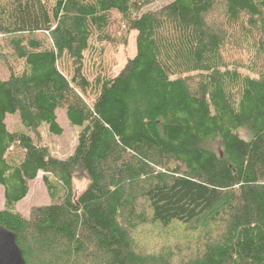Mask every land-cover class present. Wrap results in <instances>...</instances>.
Wrapping results in <instances>:
<instances>
[{
  "label": "trees",
  "instance_id": "16d2710c",
  "mask_svg": "<svg viewBox=\"0 0 264 264\" xmlns=\"http://www.w3.org/2000/svg\"><path fill=\"white\" fill-rule=\"evenodd\" d=\"M156 1L0 0V61L24 65L0 78V224L27 264H264V0ZM131 31L136 55L89 103L84 52ZM58 108L82 126L65 159L40 140ZM40 172L52 202L26 217ZM148 227L167 232L152 250Z\"/></svg>",
  "mask_w": 264,
  "mask_h": 264
},
{
  "label": "rangeland",
  "instance_id": "374dc122",
  "mask_svg": "<svg viewBox=\"0 0 264 264\" xmlns=\"http://www.w3.org/2000/svg\"><path fill=\"white\" fill-rule=\"evenodd\" d=\"M54 1V0H53ZM170 0L156 1L148 8H156L169 2ZM137 31H131L126 44H114L111 42H97L95 40L90 42V47L84 52V74L91 82L92 86L88 93L85 95L86 100L92 104L98 93L97 87H95V80L98 76L104 78H112L119 74L124 68L127 61L133 58L137 53L136 37ZM8 60L0 61V78L7 79L10 76L11 66L14 70H21L24 65L22 61L15 59L10 53ZM60 69L68 77L73 75V68L70 59L64 57L60 61ZM57 121L63 129L61 134L52 133L50 131V124L43 123L40 126V140L41 144L47 146L53 156L61 159H65L70 156L78 143L79 132L82 129L80 125H74L71 123L67 116L65 108L57 109ZM6 123L10 131H25L29 132V129L22 123L18 113H9L6 117ZM32 136L37 142V138L34 134ZM43 172H40L37 178L30 182V190L28 195L22 199L16 206L17 210L26 217L31 216L34 207L47 205L52 202L47 187L44 183ZM86 181L83 178H76L74 181V188L79 193L85 187ZM5 207L4 198V186L0 183V209ZM178 236H184L182 240L183 253L189 254L188 246L193 244L189 242V238L184 233H189L185 226L182 224H176L173 229ZM162 234L167 237V232L160 227L146 228L138 234V241L144 248L150 250L155 249L154 245L161 243L165 240L161 238ZM172 238V232H171ZM167 240H170L167 238ZM194 245V244H193Z\"/></svg>",
  "mask_w": 264,
  "mask_h": 264
},
{
  "label": "water",
  "instance_id": "95a60500",
  "mask_svg": "<svg viewBox=\"0 0 264 264\" xmlns=\"http://www.w3.org/2000/svg\"><path fill=\"white\" fill-rule=\"evenodd\" d=\"M0 264H27L16 232L0 224Z\"/></svg>",
  "mask_w": 264,
  "mask_h": 264
}]
</instances>
